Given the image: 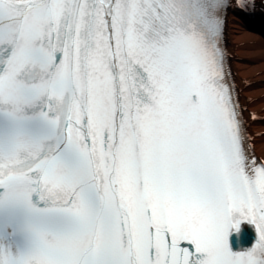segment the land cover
<instances>
[{
  "label": "snow or ice",
  "instance_id": "6c2138e0",
  "mask_svg": "<svg viewBox=\"0 0 264 264\" xmlns=\"http://www.w3.org/2000/svg\"><path fill=\"white\" fill-rule=\"evenodd\" d=\"M229 7L0 0V264H264Z\"/></svg>",
  "mask_w": 264,
  "mask_h": 264
},
{
  "label": "bare ground",
  "instance_id": "6f19581e",
  "mask_svg": "<svg viewBox=\"0 0 264 264\" xmlns=\"http://www.w3.org/2000/svg\"><path fill=\"white\" fill-rule=\"evenodd\" d=\"M242 2L255 4L252 10L259 16L257 24L264 32L262 0ZM233 9L229 10L226 18L230 63L243 107L244 121L252 138L253 150L257 157L264 161V38L257 29L237 17ZM238 10L241 9L238 7Z\"/></svg>",
  "mask_w": 264,
  "mask_h": 264
}]
</instances>
